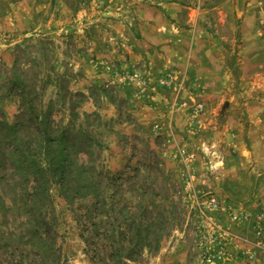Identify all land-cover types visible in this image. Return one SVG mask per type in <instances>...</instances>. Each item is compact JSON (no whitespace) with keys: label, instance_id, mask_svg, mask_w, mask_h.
I'll return each mask as SVG.
<instances>
[{"label":"rangeland","instance_id":"374dc122","mask_svg":"<svg viewBox=\"0 0 264 264\" xmlns=\"http://www.w3.org/2000/svg\"><path fill=\"white\" fill-rule=\"evenodd\" d=\"M0 264H264V0H0Z\"/></svg>","mask_w":264,"mask_h":264},{"label":"built area","instance_id":"2783aa9c","mask_svg":"<svg viewBox=\"0 0 264 264\" xmlns=\"http://www.w3.org/2000/svg\"><path fill=\"white\" fill-rule=\"evenodd\" d=\"M205 202L209 203L210 205H212V207L214 208H218L220 205H219V201H218V198L211 192H208L206 193L203 198H202ZM234 217L235 218H238V217H242V218H248V215L244 212H235L234 213ZM256 221H258V226H261V223L263 221V219L261 218H258ZM262 231L259 230V233H261ZM201 240L203 243H205L206 245L208 244H213L215 243L218 248H219V253H222V254H226L227 252V249H226V246L225 244L223 243V241L221 240H218V238L214 235H211V234H203L201 236ZM216 255L214 254L213 251L210 250H207V259L209 261H212L213 258H215Z\"/></svg>","mask_w":264,"mask_h":264},{"label":"crops","instance_id":"0c3cea01","mask_svg":"<svg viewBox=\"0 0 264 264\" xmlns=\"http://www.w3.org/2000/svg\"><path fill=\"white\" fill-rule=\"evenodd\" d=\"M219 151H221V150H216L215 153H217V152H219ZM216 155H218V153H217ZM224 155H225V154H224ZM250 156L252 157V154H250ZM213 160L215 161V160H217V158H216V157H213ZM217 163H218V162H217ZM219 163H220V162H219ZM222 164H224V162H222ZM217 166H218V165H217ZM214 167H216V165H214ZM218 168H220V166H219ZM218 168H217V169H218ZM226 168H227V167L224 166V170H226ZM214 170H216V169L214 168ZM223 172H224V171H223ZM226 174L229 175V173H225V172H224V176H223V177H226V179H229L228 176H227ZM229 176H230V175H229ZM200 181H202L203 183H207V184L210 183V182H207L205 178L201 179Z\"/></svg>","mask_w":264,"mask_h":264}]
</instances>
